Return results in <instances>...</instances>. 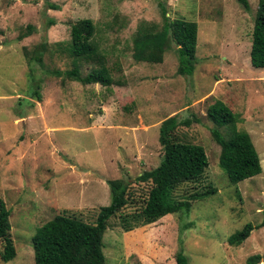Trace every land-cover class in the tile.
Wrapping results in <instances>:
<instances>
[{"label":"rangeland","instance_id":"obj_1","mask_svg":"<svg viewBox=\"0 0 264 264\" xmlns=\"http://www.w3.org/2000/svg\"><path fill=\"white\" fill-rule=\"evenodd\" d=\"M50 1L59 9L47 8L46 0H0V197L10 210L16 249L12 260L0 264H34L35 229L64 210L94 221L110 201L109 179H124L138 200L122 212L139 208L150 183L137 176L158 165L161 123L181 111L200 118L177 133L204 148L208 167L175 195L186 198L208 184L215 191L192 201L187 214H167L130 231L117 216L110 218L103 235L105 264H175L181 248L189 264H246L254 254L260 255L256 264H264V226L238 246L226 242L246 222L257 225L264 216V68L253 67L249 57L258 0H248V10L236 0ZM159 3L170 18L197 23L191 75L176 72L173 42L160 63L132 56L138 22L161 24ZM82 18L95 24L93 42L114 80L108 88L48 72L72 67L65 47L70 24ZM27 24L35 31L17 40ZM41 41L47 46L39 64L29 56ZM92 66L83 64L82 73ZM37 84L40 101L32 96ZM215 100L240 115L235 128L250 134L260 158L261 173L237 184L220 168V148L210 135L206 110Z\"/></svg>","mask_w":264,"mask_h":264},{"label":"trees","instance_id":"obj_2","mask_svg":"<svg viewBox=\"0 0 264 264\" xmlns=\"http://www.w3.org/2000/svg\"><path fill=\"white\" fill-rule=\"evenodd\" d=\"M47 8L57 10L59 5L46 0ZM245 10L249 9L248 0H236ZM160 5L161 24L154 21L141 20L136 25L132 37V56L136 61L160 63L169 43L177 48L176 72L182 76L191 75L197 63L196 45L198 26L194 20L170 18L163 4ZM50 25L55 23L50 18ZM35 31L33 24H27L19 32L17 40L31 35ZM96 31L94 22L89 18L78 19L70 24L69 41L66 51L71 58L72 67L66 70L52 69L48 72L55 76H64L82 84H95L108 88L113 84L109 67L104 57L93 42ZM47 42L41 41L35 46L29 59L42 64ZM24 53L28 51L24 48ZM250 63L253 67L264 68V0H258L251 34L249 51ZM83 64H93L85 74ZM40 85H35L32 96L41 100ZM206 117L213 124L210 128L212 139L219 146L218 164L225 172L228 181L237 184L261 173L259 155L250 134L245 130H236L241 120L238 113L232 111L220 100L213 101L206 110ZM200 122V118L192 111H181L162 121L158 141L162 149L161 160L152 169L143 171L137 180L148 182L150 186L139 208L132 212L121 210L128 203H137L122 179L107 181L110 201L102 205L96 218L86 222L67 211L56 214L38 226L31 237L34 264H105L103 252V235L108 227L109 219L117 216L124 231H130L138 225L150 224L161 217L172 213L187 214L191 202L201 200L214 193L215 189L207 185L205 189L187 193L186 198L175 195L178 187L186 182H198L208 167V158L200 144L183 140L177 133L178 127H189ZM221 128H226V135ZM10 210L0 197V240L2 249L0 259L3 262L12 260L16 249L11 237ZM264 226L261 222L253 225L246 222L240 229L226 238L229 245L238 246L254 228ZM260 255L254 254L246 259V264H256ZM175 264H189L182 248L174 256Z\"/></svg>","mask_w":264,"mask_h":264},{"label":"water","instance_id":"obj_3","mask_svg":"<svg viewBox=\"0 0 264 264\" xmlns=\"http://www.w3.org/2000/svg\"><path fill=\"white\" fill-rule=\"evenodd\" d=\"M262 261L264 262V258L262 259Z\"/></svg>","mask_w":264,"mask_h":264}]
</instances>
